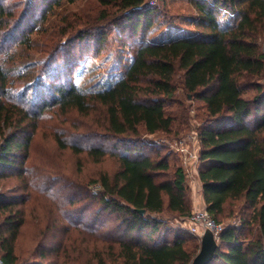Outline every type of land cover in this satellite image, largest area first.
Wrapping results in <instances>:
<instances>
[{
  "label": "trees",
  "instance_id": "obj_1",
  "mask_svg": "<svg viewBox=\"0 0 264 264\" xmlns=\"http://www.w3.org/2000/svg\"><path fill=\"white\" fill-rule=\"evenodd\" d=\"M39 1H31L23 13V20L31 18L16 41L15 48L22 53L34 50V27L50 11L81 0H49L38 18ZM95 1V7L84 5L89 12L65 18L68 28L51 33L49 45L70 33L80 41L94 39L101 50L107 38L101 21L116 27L120 41L126 33L140 36L130 63L118 68L119 78L99 79L87 86L62 74L60 66L67 70L78 66L76 52L68 53L74 60L63 65L55 57L36 63L18 49L0 50V180L24 169L38 120L54 108L84 117L100 111L92 118L88 140L69 141L61 134L55 139L60 149L86 153L94 162L112 156L118 169L102 173L78 200L71 199L73 204L87 201L80 215L99 204L89 221L80 216L74 222L72 212L63 219L53 218L40 230L26 258L18 251L25 199L0 189L1 260L5 264H190L200 237L170 229L162 217L191 214L186 170L181 163H171V154L155 152L145 137L180 136L190 126L191 105L179 102L180 107L169 109L181 73L182 88L204 103L203 116L196 114V119L201 120L197 134L205 207L219 222L241 214L225 225L210 264H264V51L260 47L264 0H188L194 10L187 18L193 30L160 29L161 12L153 0ZM16 17L15 8L0 0L1 40L12 37Z\"/></svg>",
  "mask_w": 264,
  "mask_h": 264
},
{
  "label": "rangeland",
  "instance_id": "obj_2",
  "mask_svg": "<svg viewBox=\"0 0 264 264\" xmlns=\"http://www.w3.org/2000/svg\"><path fill=\"white\" fill-rule=\"evenodd\" d=\"M31 1L37 3L38 0H4L6 5L15 8L17 17L15 23L13 22L15 29L12 37L7 42L0 39V50L11 53L13 49H18L20 54H27L26 52H20L19 47L15 48V45L17 44L16 41L21 39V31H24L23 27H26L27 23L30 22V15L23 20V13L28 6H31ZM47 1L49 0L39 1L36 17H41L47 7ZM153 1L161 12V18L157 20L160 29L172 26L190 30L195 28L187 19L194 13L188 0ZM86 3L89 4L88 7L96 6L95 0H81L73 5L62 6L56 12L50 11L47 19L37 23L34 27L35 31L32 38L33 41L35 40V48L26 57L29 61L32 60L36 63L45 62L49 58L55 57L56 61L58 60L64 65L74 60L68 57L67 54L76 52L75 61L78 66H75L72 70L60 66L61 72L66 76L68 74L72 75L81 84L90 86L99 79L110 78L113 80L119 78L122 70L118 68H124V65L130 63L133 50L140 42V36L135 38L126 33L122 37L123 40L120 41L119 31L116 27L112 24H104L105 22L101 21L102 29L106 31L107 35L101 50L97 49L94 39L80 41L70 33L64 34L56 42L49 45L51 33H62L68 28L65 18L71 20L75 15L80 16L83 12H89L90 9L84 6ZM260 47L264 51V37L260 39ZM180 75L181 73L177 76L178 90L173 99L169 100L172 105L169 109L180 107L179 102L188 106L191 105L190 126L180 136L165 133L145 135L151 141V147L155 152L159 151L161 155L171 154L170 161L175 166L183 163L181 155L174 150L175 143L180 139L184 138L192 149L200 150L201 145L197 130L201 120L196 119V114L199 115L200 113L202 117L204 113L203 101L193 100L192 95L182 88ZM261 83L264 86V79ZM18 87L22 88V85L19 83ZM249 93L253 94L254 90ZM99 115L100 111L95 112L92 117H84L77 112L62 114L58 108L48 110L38 120V127L30 148V158L24 169L22 171H12L10 175L0 180L1 190L25 199L23 205L25 224L18 245V251L22 258H26L32 251L38 233L53 218L63 219L65 215L67 216L69 212H72L76 216L74 222L80 216L82 221H89L98 209L99 204H92L90 210L80 215L79 211L86 206L87 201L83 200L73 204L71 199L78 200L81 193L88 190V187L94 186L102 173L113 174L118 169L117 160L112 156H108L101 162H94L86 153L77 155L70 149H60L55 137L56 134H61L69 141L76 139L88 140L92 130V118ZM91 141H95V138ZM108 149L111 151L110 147ZM189 179L188 183L190 184ZM190 190V200L193 207L194 192L192 188ZM240 215L221 218L220 222L227 225L230 222L237 221ZM162 217L165 218L170 229L190 235L185 223L186 218L167 215V213ZM100 229V227L97 228L98 231Z\"/></svg>",
  "mask_w": 264,
  "mask_h": 264
},
{
  "label": "built area",
  "instance_id": "obj_3",
  "mask_svg": "<svg viewBox=\"0 0 264 264\" xmlns=\"http://www.w3.org/2000/svg\"><path fill=\"white\" fill-rule=\"evenodd\" d=\"M154 2V1H153ZM199 140V139H198ZM174 150L182 157V164L186 170L187 177L190 178V186L194 194L201 190V180L199 177V157L198 149H192L187 141L180 139L174 145ZM188 230L201 238L206 230L213 233L217 241L225 228L221 222L217 221L206 209L205 206L195 204L191 214L186 218ZM0 264H5L0 258Z\"/></svg>",
  "mask_w": 264,
  "mask_h": 264
},
{
  "label": "water",
  "instance_id": "obj_4",
  "mask_svg": "<svg viewBox=\"0 0 264 264\" xmlns=\"http://www.w3.org/2000/svg\"><path fill=\"white\" fill-rule=\"evenodd\" d=\"M139 212L143 214L145 210L141 209ZM200 240V248L190 264H210L215 257L219 244L213 233L206 230Z\"/></svg>",
  "mask_w": 264,
  "mask_h": 264
},
{
  "label": "crops",
  "instance_id": "obj_5",
  "mask_svg": "<svg viewBox=\"0 0 264 264\" xmlns=\"http://www.w3.org/2000/svg\"><path fill=\"white\" fill-rule=\"evenodd\" d=\"M193 198H194L193 205L198 204L201 206H205V202H204L203 195H202V188L201 190H199V192L193 195Z\"/></svg>",
  "mask_w": 264,
  "mask_h": 264
}]
</instances>
